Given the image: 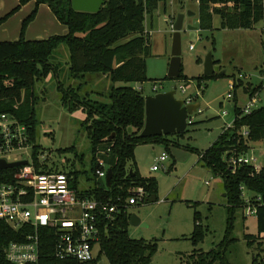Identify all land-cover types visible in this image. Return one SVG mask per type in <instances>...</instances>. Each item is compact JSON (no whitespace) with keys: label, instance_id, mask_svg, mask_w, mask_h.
I'll return each mask as SVG.
<instances>
[{"label":"trees","instance_id":"obj_1","mask_svg":"<svg viewBox=\"0 0 264 264\" xmlns=\"http://www.w3.org/2000/svg\"><path fill=\"white\" fill-rule=\"evenodd\" d=\"M31 1H34L35 8L23 22L20 39L0 42V114L13 115L28 127L36 166L41 146L37 143L40 125L37 106L40 99L36 93V85L52 75L57 76L58 66L51 60L54 52L65 46L69 55L70 77L85 80L88 74H95L102 75L111 82L106 93L107 101L91 99L88 94H82V84L66 86L61 80L58 83L61 100L69 111L82 109L87 114L82 126L92 147L90 168L78 170L72 166L69 170H59L67 174L78 196L112 203H117L121 198L125 202L131 190L142 187L147 195L145 200L156 195L158 201V180L154 176L140 174L135 160L136 147L142 144H163L170 151V146H183L197 152L199 161L223 179L228 209L223 241L208 252L194 251L187 264H232L226 258V251L236 241L232 237L235 213L246 206L245 191L252 193L253 198L259 195L262 197L256 216L257 234H245V239L249 247H253L258 241L262 245L264 168L257 171L248 164L233 167L231 159L247 155L252 142L264 140V102L249 114L243 112V107L235 105L232 126L224 127L213 144L205 150L180 143L181 138L189 133L188 129L172 138L171 135L142 137L140 134L146 117L145 97L142 91L130 83L149 80L146 58L151 54V46L145 21L146 16L162 0H105L97 13L75 10L72 0H18V5L0 20V24ZM198 3L200 26L203 29L212 28L214 15L220 17V28L230 30L253 29L264 19V0H198ZM40 5H47L56 19L68 27L67 34L41 40L25 39V30L35 19ZM226 75L225 72L214 73L212 76L202 75L195 79L198 87H201L204 79ZM166 79L182 80L187 84L191 82L183 74V67L179 77L166 76ZM241 85L243 86L242 82L234 80V89ZM262 87L261 83L253 88L246 86L244 89L252 99L259 95ZM195 124L193 122L189 126ZM113 133L115 135L110 138ZM58 151L76 152V148L72 146ZM76 157L83 162L80 156ZM104 163L113 170L109 186L97 174L98 170L105 169ZM50 171L54 170L51 168ZM81 177H84L86 186H82ZM145 200L141 203H146ZM128 208H121L111 221H101L100 254L105 255L110 264H150L158 244L130 236L131 214ZM194 220L195 229L191 239L197 246L205 240L208 229L202 226L201 215L197 210ZM42 234L43 261L55 262L54 231L46 229ZM25 239V230H15L0 220V264H12L5 255L8 244ZM252 263L264 264V247L261 246L255 252Z\"/></svg>","mask_w":264,"mask_h":264},{"label":"rangeland","instance_id":"obj_2","mask_svg":"<svg viewBox=\"0 0 264 264\" xmlns=\"http://www.w3.org/2000/svg\"><path fill=\"white\" fill-rule=\"evenodd\" d=\"M17 5L18 0H0V20ZM34 8L35 3H29L2 22L0 42L19 40L23 22ZM181 14L185 16L181 31V58L183 74L191 79L188 84L182 80L166 79L172 58L173 25ZM220 21V17L214 15L212 28L203 29L198 0L159 1L158 7L146 16L145 21L151 46V54L146 58L149 80L130 83L142 91L145 98L169 91L174 86H177L178 99L193 96L202 111L193 114L196 124L188 127L189 133L181 138L180 143L199 150L210 147L223 128L233 124L235 105L244 107L251 100L244 88H253L264 82V19L253 29L234 30L220 28ZM68 31L48 6L43 8L40 5L24 37L26 40H41L65 35ZM209 53L213 55L215 73L225 72L227 75L204 79L202 86L198 87L195 78L204 75V63ZM68 57L65 46L58 48L51 60L58 66V77L52 75L36 85L40 99L37 106L40 121L37 143L41 145L37 167L43 170H69L72 166L78 170H89L92 158L91 142L82 126L87 114L82 109L70 112L63 104L58 90L59 80L66 86L82 84V94L104 101H107L106 93L111 85L110 80L102 75L88 74L85 80L73 79L69 74ZM233 80L242 82L243 86L232 89ZM155 86L157 90H154ZM183 87L186 92H183ZM259 92L262 101H258L256 106L264 102V86ZM229 94L233 97L229 98ZM72 146L76 152L58 151ZM163 154L167 158L160 161ZM248 157H255V166L264 168V140L251 143ZM135 160L140 174L156 177L159 184L158 201L138 203L128 208L129 214L141 220L139 225L130 224V236L158 244L150 264H187L194 251L208 252L216 248L223 241L227 229L228 209L223 179L199 161L197 152L183 146H170L168 151L163 144H142L136 147ZM157 163L159 170L152 171V166ZM104 168L107 172L110 167L104 163ZM81 182L82 186L86 184L84 177H81ZM245 195L251 202L255 201L252 193L245 191ZM196 210L201 215L202 226L208 229L205 240L197 246L191 239ZM244 210L239 208L235 213L232 237L236 241L226 251V258L232 264H253V255L261 246L264 247V242L261 245L259 241L253 247L247 245L245 234H257V218L255 215L246 216ZM86 264L110 263L96 246L94 260Z\"/></svg>","mask_w":264,"mask_h":264},{"label":"built area","instance_id":"obj_3","mask_svg":"<svg viewBox=\"0 0 264 264\" xmlns=\"http://www.w3.org/2000/svg\"><path fill=\"white\" fill-rule=\"evenodd\" d=\"M154 90H157V86ZM182 90L186 92L184 87ZM228 97L232 98L233 95L229 94ZM258 101L261 102V98L257 94L243 107V112L251 113ZM185 102L195 103V100L189 96ZM201 111L198 108L197 112ZM193 114L188 117V127L194 122ZM166 158L163 154L159 160L165 161ZM0 160L7 163L28 161L25 165L0 169V220L15 230L23 229L26 232L25 241L10 242L5 248L6 258L12 264L92 262L95 248L99 246L101 221H111L123 208L137 205L147 196L142 187L131 190L125 202L121 198L117 203H112L78 196L66 173L36 166L28 127L8 113L0 114ZM255 161L256 158L248 157V154L231 159L233 167L248 164L259 171L261 168L255 166ZM159 168L157 163L151 170L157 171ZM97 174L105 179L107 172L100 169ZM254 200L251 202L246 198V216H257L262 197L259 195ZM46 229L54 231L55 262L45 263L41 254L42 233Z\"/></svg>","mask_w":264,"mask_h":264},{"label":"water","instance_id":"obj_4","mask_svg":"<svg viewBox=\"0 0 264 264\" xmlns=\"http://www.w3.org/2000/svg\"><path fill=\"white\" fill-rule=\"evenodd\" d=\"M105 0H72V6L77 11L97 13L101 10ZM184 14L177 17L174 25V35L172 42V58L169 64L168 77L177 78L182 70V47L181 31L183 29ZM204 75L212 76L215 73L214 60L212 53L206 57L204 63ZM177 86L166 92H159L155 95L145 98V125L141 132L142 137H153L162 135H173L183 133L188 129V117L197 112L200 103L186 104L185 99L176 97ZM131 131V129H130ZM113 133L110 138H113ZM28 161L7 163L0 160V169L13 168L27 164ZM132 172V170H131ZM113 170L109 168L106 174L105 182L111 185ZM157 201V196L152 195L145 200L146 203ZM131 225L141 224L140 218L132 214L130 217Z\"/></svg>","mask_w":264,"mask_h":264},{"label":"crops","instance_id":"obj_5","mask_svg":"<svg viewBox=\"0 0 264 264\" xmlns=\"http://www.w3.org/2000/svg\"><path fill=\"white\" fill-rule=\"evenodd\" d=\"M29 3H34V1H31V2H29ZM29 3H28V4H29ZM26 5H27V4H26ZM26 5H25V6H26ZM46 6H47V5H46ZM42 7L44 8V5H42ZM146 30H147V29H146ZM233 84H234V80H233V82H231V85H233ZM223 129H224V128H223ZM153 166H154V165H153ZM139 172H140V171H139Z\"/></svg>","mask_w":264,"mask_h":264}]
</instances>
